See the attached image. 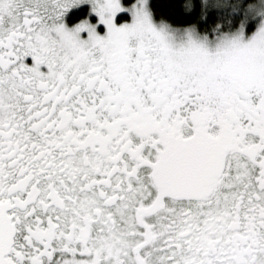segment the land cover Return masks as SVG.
I'll list each match as a JSON object with an SVG mask.
<instances>
[{
    "label": "snow or ice",
    "instance_id": "1",
    "mask_svg": "<svg viewBox=\"0 0 264 264\" xmlns=\"http://www.w3.org/2000/svg\"><path fill=\"white\" fill-rule=\"evenodd\" d=\"M0 264H264V0H0Z\"/></svg>",
    "mask_w": 264,
    "mask_h": 264
},
{
    "label": "trees",
    "instance_id": "2",
    "mask_svg": "<svg viewBox=\"0 0 264 264\" xmlns=\"http://www.w3.org/2000/svg\"><path fill=\"white\" fill-rule=\"evenodd\" d=\"M157 4V9L162 14H169L170 13V5L173 3H179L181 0H154Z\"/></svg>",
    "mask_w": 264,
    "mask_h": 264
},
{
    "label": "flooded vegetation",
    "instance_id": "3",
    "mask_svg": "<svg viewBox=\"0 0 264 264\" xmlns=\"http://www.w3.org/2000/svg\"><path fill=\"white\" fill-rule=\"evenodd\" d=\"M87 10V5L81 6L79 8H73L69 15H68V20L71 23L77 16H79L81 13L85 12Z\"/></svg>",
    "mask_w": 264,
    "mask_h": 264
}]
</instances>
